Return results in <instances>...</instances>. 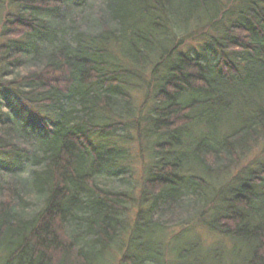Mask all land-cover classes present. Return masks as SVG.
Segmentation results:
<instances>
[{"label": "trees", "instance_id": "obj_1", "mask_svg": "<svg viewBox=\"0 0 264 264\" xmlns=\"http://www.w3.org/2000/svg\"><path fill=\"white\" fill-rule=\"evenodd\" d=\"M0 254L264 264V0H0Z\"/></svg>", "mask_w": 264, "mask_h": 264}, {"label": "rangeland", "instance_id": "obj_2", "mask_svg": "<svg viewBox=\"0 0 264 264\" xmlns=\"http://www.w3.org/2000/svg\"><path fill=\"white\" fill-rule=\"evenodd\" d=\"M192 46H194L196 49H197V52L200 53L201 49H202V46L198 45L196 46L195 44H191L189 45L190 48H192ZM131 148V151L133 153L137 152V144L133 143L129 146ZM258 151V149H256V151L254 153H256ZM253 157V154L252 155H249L247 157V159H251ZM132 169H133V177H134V182H133V185H134V188L137 187V183H139L140 181V170H141V164L139 162V160H135L134 162H132ZM237 169V168H236ZM197 228L193 229L195 234L198 236V238L196 239L195 238V235H192L191 237H189L190 239H193V240H200L201 243L203 244L202 247H209L213 242L214 240H216V237L214 235H212L211 233L203 230L202 228ZM224 243V241L222 242ZM226 243V242H225ZM224 243V246L227 247V243L225 244ZM121 258V255H119L118 257H116V259L114 260V264H117V261ZM167 263H164V264H171L172 263V258L171 257H167ZM0 264H5L4 262V259H3V256L0 254ZM15 264H19V262H15ZM155 264V263H154Z\"/></svg>", "mask_w": 264, "mask_h": 264}]
</instances>
